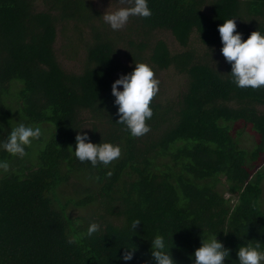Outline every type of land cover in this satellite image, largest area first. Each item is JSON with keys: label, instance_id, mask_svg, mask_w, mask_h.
I'll use <instances>...</instances> for the list:
<instances>
[{"label": "trees", "instance_id": "16d2710c", "mask_svg": "<svg viewBox=\"0 0 264 264\" xmlns=\"http://www.w3.org/2000/svg\"><path fill=\"white\" fill-rule=\"evenodd\" d=\"M148 6L150 17L114 31L100 0H0V145L18 124L47 123L23 159L0 147L10 165L0 172V264H155L156 235L176 264H193L215 234L230 250L225 264H239L241 246L259 242L264 251V88L236 86L217 27L235 18L242 39L264 34V0ZM135 63L160 81L151 130L139 138L117 123L111 94ZM170 82L178 91L167 99L161 84ZM78 131L119 145L121 158L107 167L80 162ZM92 222L101 232L88 237ZM134 245V259L122 260Z\"/></svg>", "mask_w": 264, "mask_h": 264}, {"label": "clouds", "instance_id": "9594fccd", "mask_svg": "<svg viewBox=\"0 0 264 264\" xmlns=\"http://www.w3.org/2000/svg\"><path fill=\"white\" fill-rule=\"evenodd\" d=\"M121 3L128 6L103 14L104 22L114 31L123 29L131 17L148 18L152 15L148 0H121ZM217 27L222 43L220 52L225 62L231 65L230 74L236 86L253 90L264 88V34L255 30L247 39H242V34L237 31L235 18L225 19ZM159 85L160 81L154 70L146 63H135L130 73L122 74L113 81L111 94L115 97L114 104L118 106L117 123L125 125L132 137H143L150 132L148 121L154 115L151 105L159 94ZM118 86H122V90ZM42 135V129L38 126L19 124L11 130L7 140L0 147L9 155L23 159L27 155L26 147L31 146L33 140ZM74 154L82 163L89 162L93 167H107L121 158L122 150L119 145L109 142L93 143L86 132L78 131L75 136ZM9 168L7 161H0V172L7 173ZM106 175L110 178L112 172L108 171ZM140 223L139 219H134L130 225L131 231L135 232ZM98 232H101V225L92 222L86 235L91 237ZM76 242V237L68 240L69 244ZM136 251L135 245L124 247L120 258L131 261ZM229 253L230 250L215 234L201 241V245L195 249L193 264H225ZM151 256L155 264H176L161 235H156L151 241ZM237 257L239 264H264V251L261 250L259 242L241 246Z\"/></svg>", "mask_w": 264, "mask_h": 264}, {"label": "rangeland", "instance_id": "374dc122", "mask_svg": "<svg viewBox=\"0 0 264 264\" xmlns=\"http://www.w3.org/2000/svg\"><path fill=\"white\" fill-rule=\"evenodd\" d=\"M100 5L103 6V7H106L108 10L111 11H114L116 8H115V4L112 5V2H108V0H100ZM106 9V10H107ZM167 35V34H166ZM197 40V39H196ZM169 44L171 46H173V42L169 40ZM176 44V43H175ZM196 44V43H195ZM214 53H217L216 51H213ZM218 57V54L215 55V59H217ZM163 74V71L161 72V75ZM163 77L165 80L168 79V77H170L169 75H165L163 74ZM165 84V88H163V92H162V97H167V99H169L170 97H173L176 95L177 91H178V86L177 84H173L172 82L170 83H163L161 84V86H163ZM118 88H122V86H118ZM258 109L264 111V106H257ZM40 124H45L47 125L46 122H32L31 123V127H40ZM19 125V124H18ZM17 125V126H18ZM244 134L246 136H244L243 138L241 137L242 139V143L245 144V145H249V143H251L253 141V136L249 133V131L247 130L246 132H244ZM37 140H33L32 144H36V147H37V143H36ZM36 150V148H35ZM34 150V151H35ZM71 187H67L66 190H69ZM228 195V192H225V196ZM234 198L231 199V201H233ZM260 207L264 210V181L262 183V191H261V204H260ZM78 214L80 213L79 210H75L73 211V214Z\"/></svg>", "mask_w": 264, "mask_h": 264}]
</instances>
